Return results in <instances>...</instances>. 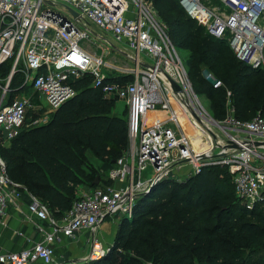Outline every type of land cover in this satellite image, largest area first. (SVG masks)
Returning <instances> with one entry per match:
<instances>
[{"label":"built area","instance_id":"built-area-1","mask_svg":"<svg viewBox=\"0 0 264 264\" xmlns=\"http://www.w3.org/2000/svg\"><path fill=\"white\" fill-rule=\"evenodd\" d=\"M178 1L212 36L227 41L238 60L253 69L263 67L264 0H214L220 8L201 0ZM95 36L118 45L96 44ZM112 50L127 62L108 58ZM9 61L10 72L0 78L2 146L47 121L76 94L74 82L89 76L91 87L125 101L128 147L107 177L61 217L9 177L0 154V222L13 207L42 235L19 252L0 251V264H61L56 244L84 232L90 249L79 263L98 260L109 250L97 235L107 218L131 217L138 196L154 180H182L205 166L225 167L247 208L264 201V117L237 118L229 95L222 119L207 111L152 1L0 0V66ZM23 194L30 199L26 205Z\"/></svg>","mask_w":264,"mask_h":264},{"label":"trees","instance_id":"trees-1","mask_svg":"<svg viewBox=\"0 0 264 264\" xmlns=\"http://www.w3.org/2000/svg\"><path fill=\"white\" fill-rule=\"evenodd\" d=\"M148 1L167 24L175 46L190 52L187 72L195 91L211 100V115L218 120L225 116L229 95L237 118L264 117V71L238 60L227 41L203 36L205 27L188 15L178 0ZM8 63L0 66L1 78L10 72ZM204 68L213 78L203 75ZM17 76H13L16 86ZM217 80L222 82L220 87L213 85ZM74 86L76 94L47 121L25 128L7 145L0 144L9 177L56 217L72 206L79 187L87 183L88 152L101 162L113 160L115 165L128 147L127 116L113 113L117 100L91 87L89 76L76 80ZM31 116L38 117L35 113ZM91 181L96 186V179ZM229 183L235 194L227 169L220 165L205 166L182 180L159 182L138 196L133 210L136 214L149 203L161 214L159 221L147 225L148 231L143 224H132V239L126 244L134 245L136 255L149 257L151 264H264V218L257 214L258 204L252 209L241 201L227 205L232 189ZM235 211L242 217L256 216L258 221L234 217L231 222L226 217ZM205 214L208 224L197 225L195 218ZM123 239L120 237L121 242Z\"/></svg>","mask_w":264,"mask_h":264},{"label":"rangeland","instance_id":"rangeland-1","mask_svg":"<svg viewBox=\"0 0 264 264\" xmlns=\"http://www.w3.org/2000/svg\"><path fill=\"white\" fill-rule=\"evenodd\" d=\"M205 5L211 6V7H216L220 8V5L218 2L214 0H201ZM176 14H174L175 16ZM158 19L160 20L161 24L167 29L168 31V26L165 23V21L162 19V17L158 16ZM94 30L93 32L99 33V29L96 27H92ZM209 36L211 35L210 32L207 31L205 28L203 36ZM212 36V35H211ZM96 37V36H95ZM96 44L103 43L104 45H109L111 44L112 46H117L118 44L116 43H108L106 39L104 38H95L93 39ZM108 41H112L109 37L107 38ZM81 45L85 46L88 48V46L97 51V53H101V50L94 45L93 43H89L86 41H83ZM110 45V46H111ZM123 47L122 45H120ZM180 57L182 58L185 67L187 69V62L190 57V52L187 50H183L181 48H177ZM110 59H116L119 61H126L123 56L117 55L113 50L111 52V55L108 57ZM127 62V61H126ZM7 64H9L7 62ZM262 71H264V61H263V67L261 68ZM2 73V68L0 70V74ZM208 71L204 68L203 70V75L206 77L208 75ZM1 78V76H0ZM19 76H17L16 80H18ZM75 78L71 77L70 81H74ZM229 94V91H227V95ZM200 100L204 107L207 109L210 114H213L212 106H211V100H209L206 96L200 95ZM113 113L118 114L120 116H123L126 118L127 113H128V108L126 107V103L123 100H118L115 102L114 108H113ZM89 155H87V173L88 169L90 170L88 178H87V183L86 185L91 186L93 179H105L108 175V172L111 170V168L114 165V161H107L101 162L99 161L95 156H93L90 152H88ZM151 169L149 168L143 173V176H148L150 173ZM229 186L232 188V184L229 183ZM228 196H230L229 201L227 202V205L235 206L239 204V198L234 194L233 188L228 191ZM257 214H260L262 218H264V201L258 203V209H257ZM159 213L155 211V207H150L149 203H147L146 207L144 210H139L137 211L136 214H132L131 217H122V216H115L112 219H109L112 222V234L106 235L104 237L108 238V242L106 240L104 241V244L108 246L109 250L105 253L103 257L98 259L97 264H151V261L149 260V257L146 256H138L136 255L134 251V245L130 246L126 244V242L132 239V236L129 234V231L133 228L134 224L140 223L143 224V229L145 231H148L149 228L146 227L149 224H154L159 221L160 219ZM234 217H238L237 219H242V220H252V221H258V218L256 216H248V217H242L239 213V211H235L234 214L230 217H226L229 221L233 222ZM215 215L213 216L214 222H215ZM191 219V218H190ZM189 219V220H190ZM196 224L205 226V224H208V214H205L204 216H199L196 217ZM194 219V220H195ZM128 222H133V223H128ZM214 222L209 223V225L214 224ZM133 224V225H132ZM120 233L123 235L121 236ZM120 237H124L123 241L121 242ZM264 252V251H263ZM56 260H58L57 256L55 255ZM86 258V257H85Z\"/></svg>","mask_w":264,"mask_h":264},{"label":"crops","instance_id":"crops-1","mask_svg":"<svg viewBox=\"0 0 264 264\" xmlns=\"http://www.w3.org/2000/svg\"><path fill=\"white\" fill-rule=\"evenodd\" d=\"M31 93V91H27ZM93 185H82L78 189V196L91 192ZM22 202L26 205L30 199L26 194L22 195ZM112 219V218H109ZM108 218L100 226L97 235L109 243L106 235L112 234V222ZM89 234L84 232L76 240H65L57 243L55 255L58 261L63 263L79 264L88 255L90 246L88 244ZM42 239L35 223L27 219V216L16 208H10L0 222V251L19 252L31 247L33 243Z\"/></svg>","mask_w":264,"mask_h":264},{"label":"water","instance_id":"water-1","mask_svg":"<svg viewBox=\"0 0 264 264\" xmlns=\"http://www.w3.org/2000/svg\"><path fill=\"white\" fill-rule=\"evenodd\" d=\"M185 3L187 4V2L185 1ZM188 8H190L189 6H188ZM159 183V180H154L152 183H151V185H150V187H149V189L147 190V191H149V190H151L156 184H158ZM94 184L95 185H97L98 184V178L96 179V181L94 182ZM86 262H88V261H86Z\"/></svg>","mask_w":264,"mask_h":264}]
</instances>
